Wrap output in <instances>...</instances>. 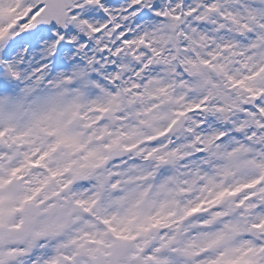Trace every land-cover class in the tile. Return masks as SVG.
I'll list each match as a JSON object with an SVG mask.
<instances>
[{
	"label": "snow or ice",
	"instance_id": "1",
	"mask_svg": "<svg viewBox=\"0 0 264 264\" xmlns=\"http://www.w3.org/2000/svg\"><path fill=\"white\" fill-rule=\"evenodd\" d=\"M0 264H264V0H0Z\"/></svg>",
	"mask_w": 264,
	"mask_h": 264
}]
</instances>
